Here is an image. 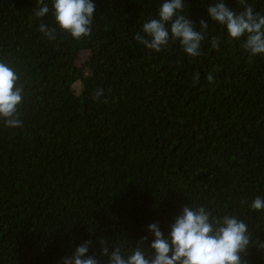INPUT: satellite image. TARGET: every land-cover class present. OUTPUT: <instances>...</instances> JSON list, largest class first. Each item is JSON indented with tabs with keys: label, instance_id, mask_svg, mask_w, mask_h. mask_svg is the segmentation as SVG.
<instances>
[{
	"label": "trees",
	"instance_id": "obj_1",
	"mask_svg": "<svg viewBox=\"0 0 264 264\" xmlns=\"http://www.w3.org/2000/svg\"><path fill=\"white\" fill-rule=\"evenodd\" d=\"M94 2L91 34L74 39L50 2L37 18V0H0V59L23 88L22 126L0 121V264H61L84 240L103 264L100 237L111 251L150 240L154 221L167 234L187 203L235 215L264 241V210L248 206L264 197V54L208 18L212 0H185L197 30L208 22L199 56L136 40L160 0ZM248 3L264 14V0ZM243 257L264 264L254 245Z\"/></svg>",
	"mask_w": 264,
	"mask_h": 264
},
{
	"label": "clouds",
	"instance_id": "obj_2",
	"mask_svg": "<svg viewBox=\"0 0 264 264\" xmlns=\"http://www.w3.org/2000/svg\"><path fill=\"white\" fill-rule=\"evenodd\" d=\"M57 28L74 39L88 36L94 19V0H37L39 7L34 11L37 18L49 12ZM242 11H234L226 0H212L206 7L207 16L222 26L229 38L240 40L242 47L252 56L264 54V14L254 10L248 0H240ZM185 0H160L154 18L141 24L136 40L144 47L159 52L170 40L180 43L190 56L201 54V42L205 39L204 29L208 22H196L183 14ZM39 31L48 39L56 38V29L39 23ZM218 46L215 41L213 47ZM208 79L211 81L212 77ZM19 74L8 62L0 59V121L8 128L21 127L19 106L23 99V88L19 85ZM103 95L97 89L95 97ZM252 210H264V197L255 196L248 204ZM151 235L141 236L135 246L122 250L112 244L111 251L104 246L106 240L98 239L100 255L106 256L103 264H248L243 254L251 246L264 250V241L253 237L248 225L235 215H213L202 205L184 204L168 225L165 234L158 222L146 225ZM91 240H84L69 255L61 258V264H101L95 255H89Z\"/></svg>",
	"mask_w": 264,
	"mask_h": 264
},
{
	"label": "rangeland",
	"instance_id": "obj_3",
	"mask_svg": "<svg viewBox=\"0 0 264 264\" xmlns=\"http://www.w3.org/2000/svg\"><path fill=\"white\" fill-rule=\"evenodd\" d=\"M77 86V85H76Z\"/></svg>",
	"mask_w": 264,
	"mask_h": 264
}]
</instances>
